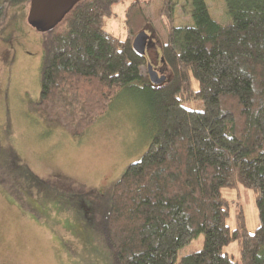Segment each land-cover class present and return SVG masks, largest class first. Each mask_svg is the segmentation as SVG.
I'll return each instance as SVG.
<instances>
[{
    "label": "trees",
    "instance_id": "obj_1",
    "mask_svg": "<svg viewBox=\"0 0 264 264\" xmlns=\"http://www.w3.org/2000/svg\"><path fill=\"white\" fill-rule=\"evenodd\" d=\"M117 1L76 0L41 31L33 103L47 123L80 136L121 89L143 91L151 137L95 210L99 235L116 264H176L178 250L199 233L202 247L181 255V264H264V0H224V24L203 0H191V22L181 25L171 23L177 0H162L168 32L160 58L168 73L158 84L131 46L147 23L140 0L125 10L124 38L105 28ZM29 4L0 0V25L10 7ZM193 100L202 107H187ZM237 186L249 188L258 206L251 231L241 206L231 211L221 192ZM231 242L236 255L224 249Z\"/></svg>",
    "mask_w": 264,
    "mask_h": 264
},
{
    "label": "rangeland",
    "instance_id": "obj_2",
    "mask_svg": "<svg viewBox=\"0 0 264 264\" xmlns=\"http://www.w3.org/2000/svg\"><path fill=\"white\" fill-rule=\"evenodd\" d=\"M132 1L113 3L106 18L105 28L120 38L126 36L125 10ZM203 1L217 22L230 21L224 0ZM161 3L140 0L139 8L147 17L141 28L148 34L144 68L149 62L166 75L160 47L168 22ZM191 5L177 0L171 23H190ZM30 11V4L12 6L0 25V264H116L94 215L112 181L149 143L153 122L146 98L139 84L121 89L80 136L47 123L33 104L39 95L42 33L29 23ZM186 106L202 107L198 100ZM221 192L231 211L241 206L246 227L253 230L260 216L252 191L237 186ZM261 207L264 212V203ZM228 222L233 224L232 214ZM202 244L199 233L178 250L176 264ZM224 249L236 255L235 242Z\"/></svg>",
    "mask_w": 264,
    "mask_h": 264
},
{
    "label": "water",
    "instance_id": "obj_3",
    "mask_svg": "<svg viewBox=\"0 0 264 264\" xmlns=\"http://www.w3.org/2000/svg\"><path fill=\"white\" fill-rule=\"evenodd\" d=\"M76 0H30L31 11L50 19L48 23H44L41 19L34 18V14L30 11L29 23L39 31H44L55 19L61 18L74 4ZM148 34L143 29L138 30L131 39V46L138 54L144 55ZM146 74L152 84L161 83L166 75L158 73L152 65L146 63Z\"/></svg>",
    "mask_w": 264,
    "mask_h": 264
},
{
    "label": "flooded vegetation",
    "instance_id": "obj_4",
    "mask_svg": "<svg viewBox=\"0 0 264 264\" xmlns=\"http://www.w3.org/2000/svg\"><path fill=\"white\" fill-rule=\"evenodd\" d=\"M31 12L35 15L34 18L36 17V18H38V19H41L45 24L48 23V22L50 21V19H47V18L45 19L43 16L34 13V10H32Z\"/></svg>",
    "mask_w": 264,
    "mask_h": 264
}]
</instances>
